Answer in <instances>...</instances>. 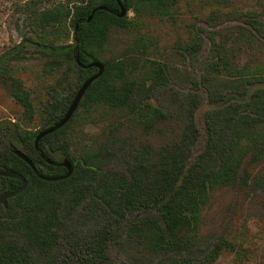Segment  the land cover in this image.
I'll return each instance as SVG.
<instances>
[{
  "label": "trees",
  "instance_id": "16d2710c",
  "mask_svg": "<svg viewBox=\"0 0 264 264\" xmlns=\"http://www.w3.org/2000/svg\"><path fill=\"white\" fill-rule=\"evenodd\" d=\"M36 1L28 2L33 7L28 19L37 36L25 34L22 42L5 51L0 83L32 118L36 112L32 93L13 70L14 64L29 57L25 46L45 55L49 70L64 73L48 90L41 128L15 129L11 137L45 175H64L67 168L39 154L38 133L61 119L84 80L97 72L84 65L101 61L99 53L111 36L131 29L133 38L103 61V74L88 87L70 120L38 142L51 160L64 155L71 161L74 170L69 177L42 179L6 140L0 142V168L17 171L27 180L22 193L0 204V264H118L109 253L117 237L113 223H123L127 238L146 259L198 264L196 252L211 247L201 263L212 264L224 252L234 253L240 262L251 260L247 229L207 242L204 228L220 192L238 188L252 196L264 186V174L254 173L264 160V0H248L250 4L242 8L230 7L231 0H208L212 9L205 21L243 16L245 27L240 47L210 36L211 54L196 58L199 71L188 78L187 93L172 84L175 67L156 56L159 36L149 24L156 20L170 24L177 35L174 47L194 56L202 50L204 38L198 29H189L190 41H184L180 30L185 7L206 0H121L133 17L118 15V0H57L42 9ZM101 5L110 10L97 8ZM200 9L202 15L207 13L205 6ZM93 11L90 21L79 23L75 41L76 22ZM200 13L194 6L192 15ZM68 23L73 44L59 42ZM244 45L255 49L248 48L250 58L242 61L236 48ZM162 89L167 101L157 103L155 96ZM205 104L209 107L202 131L198 113ZM78 117L102 125L100 133L82 143L79 153L67 134ZM202 137L203 146L195 153ZM120 157L125 168L109 166ZM21 185L18 178L0 175V192ZM86 220H93L95 227L78 230Z\"/></svg>",
  "mask_w": 264,
  "mask_h": 264
},
{
  "label": "rangeland",
  "instance_id": "374dc122",
  "mask_svg": "<svg viewBox=\"0 0 264 264\" xmlns=\"http://www.w3.org/2000/svg\"><path fill=\"white\" fill-rule=\"evenodd\" d=\"M29 1L0 0V59L7 49L22 42L25 34L37 36L32 30L28 19L29 11L33 8L28 5ZM55 1L57 0H37L36 4L39 9H42ZM209 1L212 2L213 0ZM231 2L230 7L239 6V8L250 4L248 0H231ZM208 5L209 2L206 0V2H194L190 6L192 10L185 7V22L189 24L184 25V22L182 25L184 30H180L184 41H190L189 29H194L195 31L198 29L200 35L204 38L202 50L196 53L197 56L188 55V53L183 54L181 53L182 51L174 47L177 35L170 28V24L159 20L151 21L149 24L154 35L159 36L156 56L162 57L175 67L177 76L175 79L173 78L174 82L172 84L176 90L183 93H187L190 89L191 83L188 78L194 77L199 71V64L196 58L203 59L209 53L211 54L212 43L210 36L217 35L218 41L228 39L229 46L232 45V41L237 42L235 47H240L239 38L243 35L242 30L245 27L243 16L239 18L223 17L216 20L215 23L208 22L205 21V16L211 12L210 8L212 9ZM194 6L197 13H200V8L205 6L207 13L204 15L200 13V17L193 16ZM126 14L129 17L134 15L131 10H127ZM132 32L133 30L131 29L117 30L99 53V59L103 62L120 53L133 38ZM60 38L59 42H64L65 44L74 43L73 27L69 23L62 30ZM254 46L257 45L255 44ZM248 48L253 47L244 45L241 49L236 48L237 56L242 61L250 58L249 55L252 50ZM25 49L30 53L29 57L17 63L14 62L16 64H14L13 70L15 75L20 77L24 81L25 86L30 89L36 112L32 118L26 117L23 114V107L12 98L9 91L0 83V121L11 119L15 123V129L20 132H36L45 122L42 107L47 101L48 90L51 85L56 83L57 78L62 77L64 73L61 74L60 70H49L50 67L45 55L35 52L31 45H26ZM256 54L259 56L257 51ZM163 91L164 89L160 90L161 93L158 92L157 96H155L157 103L167 101V94H164ZM208 107L209 105L207 104L203 105L202 110L198 113V123L202 131L203 114ZM77 109H79V106ZM101 128V123L90 122L87 117H78L67 129L69 142L76 152L79 153L82 143L90 142L91 136L100 133ZM8 131V125L4 124L0 128V142H5ZM203 141L202 137L195 148V153L202 148ZM109 166L125 168V162L120 157L117 161L111 162ZM254 173L260 176L264 174V160L258 165ZM101 222H104V220H101ZM113 224V229L117 231V237L109 247L112 260L118 264H165L162 257L150 260L142 256L139 249L129 241L126 233H124L123 223ZM79 225L77 229L79 230L80 228L84 232L95 227L93 220H86V223H80ZM246 229L250 238V246L253 250L251 260L245 259L240 262L234 253L224 252L212 264H264V186L252 196L244 194L238 188L220 192L213 208L206 215L204 233L208 236L207 242H213L220 235H239ZM210 248H204L203 251L196 252L198 264L205 261V255L208 254Z\"/></svg>",
  "mask_w": 264,
  "mask_h": 264
},
{
  "label": "water",
  "instance_id": "95a60500",
  "mask_svg": "<svg viewBox=\"0 0 264 264\" xmlns=\"http://www.w3.org/2000/svg\"><path fill=\"white\" fill-rule=\"evenodd\" d=\"M118 3H119V6H120V12L118 13V15L119 16H124L126 14L127 8L123 5V3H122L121 0H118ZM97 8L110 10V8H108V7L104 6V5H101V6L97 7ZM93 14H94V11L92 12V14L86 20L85 19H79L76 22L75 35H74L75 36L74 37L75 41L77 39V33H78L79 23L90 21L92 19V17H93ZM75 56H76L77 61L79 62L77 53H75ZM84 66H86V67H96L98 70H97L96 73H94L93 75L89 76L88 78H86L84 80V82L79 87V89H78V91H77V93L75 95V98L73 99L71 105L69 106V108L67 109V111L64 113V115L61 117V119L58 122H56L55 124H53V125L45 128V129L41 130L38 133V135L36 137V140H35V146H36V149L39 152V154L47 162H49L51 164H55V165H58V166H64V167H66L67 168L66 174L60 175V176H49V175H45V174L41 173L38 170L35 162L26 153H24L22 150H20L19 148H17L12 143L11 137L12 136H15V123H14V121L11 120V119H3V120L0 121V126L3 125V124H8L9 125V132L7 133V137H6V141H7V144L9 146V148L14 153H16L21 158H23L25 161H27L31 165V167L33 168V170L35 171V173L39 177H41L42 179H45V180H60V179L69 177L73 173L74 166H73V164L71 163V161L66 156L60 155L58 161H53L50 158H48L39 149L38 142L45 135H47L49 133H52V132L58 130L59 128H61L63 125H65L70 120V118L72 117V115L76 111L77 107L79 106V103H80L81 99L83 98V96H84L86 90L88 89V87L97 78H99L103 74L104 68H105L104 63L101 62V61H98V60H93L92 62H90L89 64L84 65ZM0 175L1 176H8V177H13V178H18L22 182V185L18 189L12 190V191H7V192H1L0 193V204H7V201H8L9 198L15 197V196L19 195L20 193H22L25 190V188L27 186V180H26V178L21 173H19L17 171H14V170L6 169V168H0Z\"/></svg>",
  "mask_w": 264,
  "mask_h": 264
},
{
  "label": "flooded vegetation",
  "instance_id": "af4514ba",
  "mask_svg": "<svg viewBox=\"0 0 264 264\" xmlns=\"http://www.w3.org/2000/svg\"><path fill=\"white\" fill-rule=\"evenodd\" d=\"M1 193V192H0Z\"/></svg>",
  "mask_w": 264,
  "mask_h": 264
}]
</instances>
